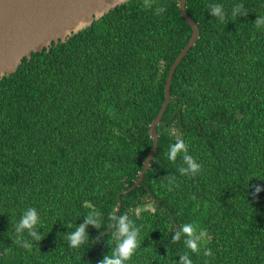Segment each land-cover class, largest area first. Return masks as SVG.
Returning <instances> with one entry per match:
<instances>
[{
  "label": "trees",
  "instance_id": "1",
  "mask_svg": "<svg viewBox=\"0 0 264 264\" xmlns=\"http://www.w3.org/2000/svg\"><path fill=\"white\" fill-rule=\"evenodd\" d=\"M213 3L225 20L208 14ZM185 8L198 39L173 74L142 183L125 195L153 147L169 69L191 37L178 0H129L0 81V264H99L115 249L108 216L119 195V214L140 228L127 264H176L185 253L193 264H264V191L251 195L264 187V25L256 23L264 0H185ZM177 137L201 165L195 175L180 174L182 154L168 159ZM29 207L41 240L25 248L16 226ZM93 208L104 228L89 226L88 246L71 249L65 234ZM185 223L206 231L200 252L183 235L171 240Z\"/></svg>",
  "mask_w": 264,
  "mask_h": 264
},
{
  "label": "water",
  "instance_id": "2",
  "mask_svg": "<svg viewBox=\"0 0 264 264\" xmlns=\"http://www.w3.org/2000/svg\"><path fill=\"white\" fill-rule=\"evenodd\" d=\"M129 0H0V81L17 71L23 59L33 53L50 49L90 27L94 22ZM182 18L191 27V37L171 65L165 87L164 102L150 125L153 147L149 152L137 181L123 191L125 195L142 183L143 175L153 159L158 145L156 127L170 102V85L176 67L198 39L197 24L186 13L185 0H178ZM121 207L118 196V210ZM109 232V231H106ZM103 232L100 237L106 233Z\"/></svg>",
  "mask_w": 264,
  "mask_h": 264
},
{
  "label": "clouds",
  "instance_id": "3",
  "mask_svg": "<svg viewBox=\"0 0 264 264\" xmlns=\"http://www.w3.org/2000/svg\"><path fill=\"white\" fill-rule=\"evenodd\" d=\"M209 15L216 18V21H223L226 19L227 13L222 4L213 3L209 5ZM243 5H237L233 8L232 14L238 15L242 12ZM157 12H163V9H157ZM256 23L264 25V18L257 17ZM178 154L183 155V161L186 166L179 168L181 175H195L201 168L191 155L188 154V145L179 137L176 138L175 143L169 146L167 153L170 161H175ZM174 179V178H173ZM171 182V181H170ZM264 191V187L260 185L253 186L251 195L255 198L259 193ZM110 229H115L112 233L115 243V249L111 255H104L99 264H127V261L133 255L138 246L141 245L139 240L140 228L133 224V221L127 214H119V210L109 214ZM82 223L76 224L75 229L69 231L67 234L69 247L74 250H80L82 247L88 246L89 235L87 228L92 226L95 229L104 228V216L100 210L93 208L82 218ZM41 218L36 208L29 207L22 214L17 226V241L22 242L25 248L32 247L33 241L41 240ZM71 228V222L66 225ZM31 237V241L25 240L24 235ZM183 235V243L192 253L200 252V241L207 235L206 231H198L191 223H185L182 226H175V230L171 234L172 241L181 240ZM7 251V249H5ZM204 256H211L212 251L209 248L203 250ZM179 260L176 264H193V260L189 253L178 255Z\"/></svg>",
  "mask_w": 264,
  "mask_h": 264
}]
</instances>
